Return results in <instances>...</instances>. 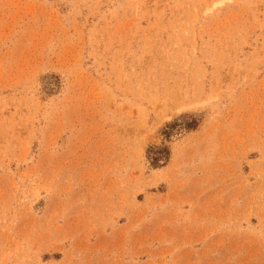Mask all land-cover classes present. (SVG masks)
Returning <instances> with one entry per match:
<instances>
[{
  "label": "rangeland",
  "instance_id": "rangeland-1",
  "mask_svg": "<svg viewBox=\"0 0 264 264\" xmlns=\"http://www.w3.org/2000/svg\"><path fill=\"white\" fill-rule=\"evenodd\" d=\"M0 264H264V0H0Z\"/></svg>",
  "mask_w": 264,
  "mask_h": 264
}]
</instances>
